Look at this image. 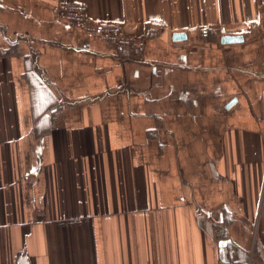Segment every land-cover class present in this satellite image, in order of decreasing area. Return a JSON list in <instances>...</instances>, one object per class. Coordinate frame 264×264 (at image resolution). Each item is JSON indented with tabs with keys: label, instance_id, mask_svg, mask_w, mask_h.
<instances>
[{
	"label": "crops",
	"instance_id": "crops-1",
	"mask_svg": "<svg viewBox=\"0 0 264 264\" xmlns=\"http://www.w3.org/2000/svg\"><path fill=\"white\" fill-rule=\"evenodd\" d=\"M57 1L0 0V264H264V0Z\"/></svg>",
	"mask_w": 264,
	"mask_h": 264
},
{
	"label": "built area",
	"instance_id": "built-area-1",
	"mask_svg": "<svg viewBox=\"0 0 264 264\" xmlns=\"http://www.w3.org/2000/svg\"><path fill=\"white\" fill-rule=\"evenodd\" d=\"M52 10L57 17L70 21L85 33L103 41L139 50L145 46L144 37L126 31L122 25L94 20L85 3L75 0H59L52 6ZM202 34L206 35L207 29H202Z\"/></svg>",
	"mask_w": 264,
	"mask_h": 264
},
{
	"label": "water",
	"instance_id": "water-1",
	"mask_svg": "<svg viewBox=\"0 0 264 264\" xmlns=\"http://www.w3.org/2000/svg\"><path fill=\"white\" fill-rule=\"evenodd\" d=\"M233 102V100L232 101H230L228 104H231Z\"/></svg>",
	"mask_w": 264,
	"mask_h": 264
}]
</instances>
